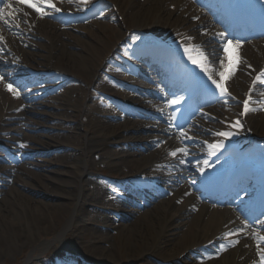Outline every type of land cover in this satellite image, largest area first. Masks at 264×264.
<instances>
[{
    "label": "bare ground",
    "instance_id": "bare-ground-1",
    "mask_svg": "<svg viewBox=\"0 0 264 264\" xmlns=\"http://www.w3.org/2000/svg\"><path fill=\"white\" fill-rule=\"evenodd\" d=\"M96 1L98 2L97 7L91 13H86L87 5H91ZM107 1H110L113 7H117L119 14L122 13L126 16L127 12L129 13L127 15L128 18L122 19L124 21L122 25L124 29L122 27L115 28L110 32V35L101 32L98 28L93 31V28L88 29L87 27L79 26L81 21L96 15L100 7L104 6L100 0H86V2L85 0H57L56 5L60 9L58 13L61 14L58 18H53L57 19L56 23H49L39 17L36 18L33 14L28 21V25L26 23L25 25L22 24L23 35L25 29L30 31L28 37L24 38L23 36V41L30 48L32 46L36 47L37 52L45 53L38 55L24 52V55L27 58L40 59L41 62L35 64L46 71L44 72L45 75L52 73L49 70H53L54 73L67 77L59 78L57 79L58 81L66 79L67 84H69L64 94L66 96L59 100V106L57 107L62 114L53 116L55 121H59V123L50 127L46 126L54 129V135L56 136L47 137L51 143H39L38 146L34 144V150L40 153L44 148H54L55 155L56 152H59L58 149L62 148L61 154L53 155V157L57 158L59 166L63 168H69L70 166L72 169L69 172L61 169L46 171L54 175V177L40 175L41 182L31 183L27 181L31 177L30 174L21 171L22 168H20L19 164L7 168L0 167V251L4 248L7 250L11 249L14 244L10 245L11 243L8 242L16 241L17 244H22V247L32 249V255L50 244L60 242L61 235L68 228H71L69 231L75 240L79 238L84 240V250L89 254L86 257L94 259L99 264H112L105 259L108 258V253L115 256L113 251L118 248V244L112 243L111 239H109V231L118 233L120 248L133 247L135 253L133 251L128 252L127 257L129 258L123 264H150L153 260L162 264H178L175 259L180 254L186 255L179 261V264H192V254L202 251L201 247L204 243L215 240V237L220 238L222 235H225L224 238L226 239H235L238 246L227 252L217 263L212 262L209 264H251V260L255 262L247 235L238 230L239 223L236 222L235 217L228 215L226 210H214L211 209L209 204L199 202L193 195L192 189L188 193L183 192V190L176 197L161 201H153L154 199L151 195L147 197L145 194L146 197L142 206L147 205L148 207L150 204L152 208V213L150 214L149 211H142V208L137 206V208L128 207L126 209L124 206L117 205L118 208H113L114 212H124L133 218L128 224L119 223V221H115L110 216V213L104 214L100 211L103 208L107 209L108 206H114H111L110 202L105 200L109 193L103 189V186L106 185L107 181L91 175V169L97 167L94 164L95 158L98 157L108 168L119 167L123 171H129L133 176L141 173L139 177H144L146 173H143L148 165L152 163V160L149 159V155L142 154L143 152L141 153L136 148L142 147V141H145L148 137L143 139L134 134L145 130L146 126H150V122L148 120H133V122L127 123L121 114V110L115 111L111 104L104 101L99 95L101 93L86 94L75 81L77 79H82V81L89 80V82H86L89 85L108 91L112 87V83L106 76H113L115 72L114 66L117 62L113 56L118 49L120 40L124 38V34L128 29L141 31L145 27L146 31L150 32L153 25L156 24L160 28L169 26L170 29H173L181 24H187L188 19L197 18L198 14H200L201 18L194 26L198 28L204 26L203 29H205L207 25L200 10L193 8V5L188 0ZM150 1L155 4L154 6L151 4L148 7L149 10L146 12L151 14L150 18H148L138 8L141 9L145 4H149ZM214 3L221 21L223 24L228 25L226 17L232 20L233 16L218 8L220 0H214ZM168 6H172L171 11L167 10ZM43 12L47 13L45 16L52 18L49 16L51 12ZM55 13L58 14L57 12ZM107 15L112 16V12H108ZM101 17H106V13H101ZM29 22L31 25H29ZM88 24L92 26L98 25L94 21ZM78 30L83 31L87 40L81 39L74 34ZM3 33L4 31L1 32V34ZM152 33H150L152 37L159 38L158 31H152ZM103 38H107L111 44L108 46L102 43ZM214 38L215 36L211 35L195 38L193 51L196 52L200 49L204 55L207 54L210 52L208 47L211 46V40ZM149 41L150 39L148 38H134L132 43L140 45L141 49L143 43H148ZM173 44L177 43L173 41ZM11 47L17 52L15 47ZM237 57H241L242 60H240L235 74L225 81V86L227 89H231L233 93L231 94L233 98L231 100L240 102L242 107H237L238 111H243L245 109V101L250 100L247 103L248 108L257 112L256 108H261L263 104L264 92L257 94L256 90L260 85H264L261 82L264 79L257 80L255 72L264 66V48L247 47L242 52L232 48L229 51V58L235 61ZM169 58V54L159 53L157 59H154L158 62H167ZM243 58L248 61V64L243 61ZM52 61H56L58 66L51 65ZM0 62L6 64L1 56ZM28 68L36 70V66L28 65ZM136 68L142 70L143 76L150 78V76H147L150 72L139 62H135V68H128V70L136 71ZM219 68L224 71L222 67ZM122 76L125 75L123 74ZM172 76L176 77L179 75L175 73ZM196 76L198 80H203L202 87L207 86L211 92L215 91L217 102H225L227 100L225 94L216 91L219 89L204 72L197 71ZM250 78L258 81V84L257 87L253 86L251 92H248L246 90ZM239 80H246V85H239ZM145 86H148L153 93L157 92L152 90L153 88L148 84H145ZM190 87L194 90V83H191ZM234 89H242L240 92L244 93V97H236L235 94L238 96L239 93L234 94ZM142 92L146 96L145 102H148L149 98L152 97L151 93L147 89L142 90ZM131 95L139 97V94ZM258 96L261 97L255 106V100ZM119 97L128 104L143 108V105L131 99L128 93H124L123 97L119 95ZM84 98L86 99L85 102H83ZM137 100H140V98ZM219 103L222 104V102ZM21 108L22 104L18 100L17 95L8 91L6 85L0 83V133H20L23 127L27 130H34L37 127H45V123L49 122V116L45 113L43 114L46 116L41 119L40 123L35 120L32 121V118L28 117L29 114L36 113L32 110V107L24 113L15 112ZM146 108L140 112V115H145L150 110V107L147 106ZM259 114L262 118L264 117L262 111ZM259 114H257V117H259ZM248 115L255 117L256 114ZM116 119H119L122 123H118L119 125L114 123ZM67 122H70L72 126H68ZM262 122L263 120H259L256 124H252L255 131L252 133L253 136L264 138L261 134V132H264V123ZM8 124L15 125L8 127V129L2 127ZM81 128L86 131V134H79ZM132 131L135 133H132ZM152 137V135H149L150 139ZM229 137L233 139V142L243 141L250 144V148L245 153L248 161H252L251 163L258 167L264 165V148L253 147L247 133L236 132ZM5 140L14 141V139L8 137ZM124 144L129 145V148L122 151H113L110 148L111 146L116 147ZM221 144L223 147L220 148H229L233 143L225 144L221 142ZM65 148L69 151L67 154L63 152ZM143 148L148 149V146ZM215 152L217 151L213 150L210 153L213 154ZM136 156H141V159L135 158ZM154 157L155 155H152V159ZM236 158H238V155ZM31 165L39 170H48L49 168V165L42 166L37 164L36 161ZM18 166L19 173L24 176L22 179H19L17 173L15 174L16 177H13ZM213 172V170H206L203 172V177L209 180V176ZM167 174L166 178H164L166 181L168 179L170 181L179 180L184 176L183 171L176 170ZM222 179L227 184L226 177L223 176ZM196 181V190H200V187L209 186L206 180L197 178ZM30 188L42 190V196L34 199L23 193L25 190L29 191ZM174 198L176 199L175 203ZM195 208H197L196 212L193 211ZM146 209L148 208L144 207L143 210ZM181 223L186 225V231L180 237L175 238L178 233L175 232ZM57 231L58 234L52 240L46 241L49 235ZM34 232L37 235L30 238ZM172 238L173 240H171ZM170 245L172 247L168 248ZM55 256L60 260L61 264H73L62 253L56 252ZM149 257L151 261L146 260Z\"/></svg>",
    "mask_w": 264,
    "mask_h": 264
},
{
    "label": "rangeland",
    "instance_id": "rangeland-1",
    "mask_svg": "<svg viewBox=\"0 0 264 264\" xmlns=\"http://www.w3.org/2000/svg\"><path fill=\"white\" fill-rule=\"evenodd\" d=\"M106 3H107V7H109V8H107L108 9L107 12H112L113 13V18H109L106 15V20H103L102 22H96L98 25H93L92 26V25H89V24L84 23L81 26L82 27H87L88 29L93 28V31L98 28V30H101V32H103V33H105L107 35H110V32L113 29H115V28L122 27L124 29V26H122L124 24V21H122V19L123 18H128L127 15H129V13L128 12H127V14L124 13V14H126V16H124L122 13L119 14V12L117 10V7L111 6L112 5L111 2H106ZM151 4L154 6L155 3L152 2V1H150L149 4H145V6H143L141 9L138 8V10L139 11H142L141 12L142 14H145L148 18H150V15L151 14L149 12H146V11L149 10L148 7ZM168 7H167V10H169ZM146 21H148V20L146 19ZM186 26H188V25L185 24L183 27H186ZM167 27L168 26H165L162 29L160 27H157V24H156V25H153V28L152 29H158V30L159 29H162V30H164ZM143 29L146 30L145 27ZM129 31H133V29H128V32ZM136 33H138V32L136 31ZM74 34L76 36L80 37L81 39H86L85 34L81 30H79L77 32H74ZM125 39H126V35H125ZM102 43H104V44H106L108 46L111 44L110 41L108 42V39L107 38H103L102 39ZM120 44L123 45V47L121 49L118 48L119 49V52L121 54H124L125 57L128 59V57H129L128 56V49H127L126 43H124V39L120 40ZM20 47H22V50L25 49V48H23V46H20ZM75 50H77V49H75ZM25 51H29L30 53H37L36 50H33V49H31V50H25ZM37 54H39V53H37ZM40 54H41V52H40ZM34 61L41 62V60L38 59V58H36ZM52 64L54 66H56L57 62L56 61H53ZM131 77H135V76H131ZM85 82H89V80H85ZM85 82H84V80L82 81V79H80L78 81V83H79L80 87L82 88V90L87 93V91L88 92L91 91L90 89H92L94 87L89 86V84L87 86V84ZM58 91H56L53 94V100H55V102H52V104H50V105L57 106V103H59V100L60 99H63L64 96H66V95H64V93L62 95H60V94L58 95ZM107 93H109L110 95H113V96H115V97H117L119 99V96L116 93H114V91L108 90ZM48 104L49 103L44 104V106L46 107V105H48ZM43 111H44L45 114H47L49 116V119L52 120V121L46 122L45 123V127H41V128L40 127H37V129L36 130H33V131L32 130L27 131V129L25 127H23L21 129V132L20 133H14V132H11L10 133L9 132L12 135L6 136V137H14V138H15V136H18L19 137V140L14 143V144H17V145H19V143H22L23 140H25V141H27V142L30 143L27 146L28 147L27 148V150H28L27 153L28 154L29 153H32L33 155H36V157H33V159H35V160H32V159L27 160V157H23V159L21 160V163L19 164V166H20V168H22L21 171H25V172H28V174H30L31 177L27 181H29L31 183L32 182H35L36 183V181L41 182L42 180H41L40 175H50L51 177H54V175L49 174L46 171L53 170V169H61V170H65L66 172H69L72 169V168H70V166H69V168L68 167L63 168L62 166H59L58 165V160H57V158H54L53 157L54 152H52L51 149L50 150H47L46 148H44L43 150H41L40 153H37L34 150L35 149V145L34 144H37V146H38L39 143H44V142L51 143V141L49 139H47V137L56 136V135H54L55 134L54 129L47 128V127L53 126V124H54L53 121H55L54 118H50V117H52L55 114H59V115L62 114L60 112V110H58V109L57 110H54L53 108H46V110H43ZM206 111L207 112L208 111L213 112L214 110L211 109V110H206ZM35 115L36 116L34 117L31 114L28 117L29 118L32 117V121L35 120L37 123H40L42 121L41 119L43 117L42 116V111H38ZM126 121H127V123H131L133 121V119L130 118V117H128V118H126ZM114 123H117V122H114ZM110 125H112V123H110ZM219 125H221V124H219ZM4 127L8 129V127H13V125L8 124V125H5ZM41 129L42 130H47V131H39V132L35 133V131H38V130H41ZM82 132H84V129L82 130ZM138 135L143 138V136L140 133H137V136ZM59 137H61V136H59ZM8 145H10V144L7 143V142H5V141L0 140V158H1L0 159V167H4V168L6 167L7 168V167L15 166V165H10L9 164L10 163L9 156H14L15 151H13L12 153H8V152L6 153V152H4V150H2V146L5 147V148H7V147L9 148ZM25 147H26V145H25ZM110 148L113 151H122V150H124L121 146H116V147L113 146V147H110ZM61 149H59V152H56V154L54 156L61 154V152H60ZM66 149L67 148H65V150L63 151L65 154H67L69 152ZM23 154L26 155V153H23ZM49 154H51V155H49ZM37 155H39V156L37 157ZM135 158H141V156L140 157L139 156H136ZM35 161L37 162V164H41L42 166H48L49 165L48 166L49 167L48 170H39L38 168L32 166L31 164L35 163ZM95 163H97V161H94V164ZM98 163H101L100 166L97 167V168L93 167V169H91V175L96 176V177L102 175L103 177H106V178H110V176L113 177V176H116L117 175V174H112L114 171H112V169H109L104 162H102V161L99 162L98 161ZM19 166L16 169V171L14 172L13 177H16L15 174L17 173L18 176H19V179H22V178H24V176H22V173H19ZM115 171H117L119 175H123L126 172V170L122 171L121 169H120V171L118 169H115ZM44 185H46V184H44ZM123 186H125V185L123 184ZM40 189L30 188L29 191H26V190L24 192L22 190L21 191L24 194L29 195L30 198L37 199L40 196H42L41 193H43L42 190H40ZM154 194L156 195V197L155 196H153V197H155V200H157V201L167 200L170 197V196H168L167 198H164L166 196V194L164 192H162V191L154 192ZM132 198L133 197H131L130 199H132ZM41 199H43V198H41ZM155 200H153V201H155ZM60 201H64V200H60ZM134 201L136 202L135 204L134 203L133 204L130 203L129 200L127 202L121 200L120 203L123 204L124 205V208H126V209L128 207L129 208H133V207H136V206L138 207V204L139 205L141 204L139 202L140 200H138V199H135ZM54 202H56V201H54ZM112 203H113V205H116L118 202H112ZM141 207H142V211H149V214L152 213V208H151V205L150 204L148 205V207H147V205L141 206ZM144 207H146L148 209L143 210ZM110 208H112V207H110ZM108 211L112 212L110 214V216L115 221H119V223L128 224L133 219L130 215H128V214H126L124 212H120V211L114 212V211H111V210H108ZM140 213H143V212H140ZM181 224H179V226H178L179 228H177V230L175 232V233L178 232L176 234L175 238L180 237L181 234L186 231V225L185 224H182L181 225ZM69 229H71V228H68L61 235V241L60 242L50 244V245H48V247H46V248L38 251L37 253H33L32 255H31V250L32 249L22 247V244H19V243L17 244L16 241H10V242H8V243H11L10 245L14 244V247H12L9 250H7V249L4 248V249H2L0 251V264H45V263H48V264H55V263L60 264V262L58 261V259L55 257V253L56 252H59V253H62V254H66V255H70V252H72V253L76 254L77 256L79 255L82 259H85L88 262H92L93 260L85 257L86 255H89V254L84 250V240H80V238L78 240L77 239L75 240L73 238V236H71ZM57 234H58V231L55 232V233H52L51 235H49L46 238V241L52 240ZM108 234H109V239H111V242L114 243V244L115 243L118 244V248L113 251V253L115 254V256H112V255H110L108 253L107 254L108 255V258L105 259V260L106 261H109L112 264H115V263L116 264L126 263V260L129 258V257H127L128 252H130V251H133L134 252L133 247L129 246L127 248H120L119 242H118V238H119L118 233H116L114 231H109ZM36 235H37V233L34 232L30 236V238H32V236H36ZM84 239L86 240V238H84ZM171 240H173V238ZM170 247H172V246L171 245L168 246V248H170ZM117 260H119V261H117ZM146 260L147 261H151V258L149 257ZM157 262L158 261L153 260V261L150 262V264H156ZM217 262H218V260L215 261V263H217ZM191 263L192 264H197V262H195V258H192L191 259Z\"/></svg>",
    "mask_w": 264,
    "mask_h": 264
},
{
    "label": "snow or ice",
    "instance_id": "snow-or-ice-1",
    "mask_svg": "<svg viewBox=\"0 0 264 264\" xmlns=\"http://www.w3.org/2000/svg\"><path fill=\"white\" fill-rule=\"evenodd\" d=\"M0 2H3V0H0ZM25 2H27V0H25ZM5 6L8 8L12 7L11 4H7ZM42 6L55 8V5L51 3V0H38V3H29V7L34 8L37 12L41 13V15H46L47 13L42 11ZM56 11H59V9H56ZM220 35H223V33H221ZM135 39H139V37H135ZM229 46H232L236 49H239L240 47H242L240 41H236V43L233 44L231 40L226 41V43L222 46L224 55H223V58L220 59V64H221V67L224 69V71H220L217 73L220 76V82H217L216 80H212V83L216 85V87L220 90L221 94H228V90L225 86V81L231 78V76L235 74L237 70V66L240 63V60L238 57L235 61L229 58ZM185 52L190 53V50L186 48ZM198 57L199 58H196V57H193L191 54H189V59L192 60L194 64H197L203 71H208L207 64L205 63L207 61V57L203 53H200V52H198ZM209 79H212V77L209 76ZM256 79L259 80L260 77L258 76ZM261 82L264 83V81H261ZM6 87H7V90L12 92L14 95H19V93L15 91V89L12 87L11 84L6 85ZM179 102H180L179 100L172 101V103H179ZM251 110L252 109H249L247 106V101H245V109H244L245 113ZM236 126H239V121L236 122ZM217 134L220 136H224V137H228L232 135V133L230 132H220ZM212 147L216 149V148L223 147V145L222 144L212 145ZM180 151H185L186 153V150L184 149H181ZM175 154H176L175 152L172 153V155H175ZM205 163H207V161H205Z\"/></svg>",
    "mask_w": 264,
    "mask_h": 264
}]
</instances>
